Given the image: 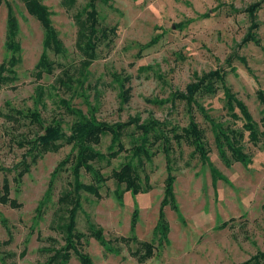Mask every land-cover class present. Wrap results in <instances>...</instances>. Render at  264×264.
Segmentation results:
<instances>
[{"label":"rangeland","instance_id":"1","mask_svg":"<svg viewBox=\"0 0 264 264\" xmlns=\"http://www.w3.org/2000/svg\"><path fill=\"white\" fill-rule=\"evenodd\" d=\"M48 7L53 27L64 43L65 52L48 55L67 67H77L80 54L76 48L77 27L72 13L61 0H40ZM87 0H76V7ZM11 6L18 22L16 39L20 51L14 66L15 77L0 81V185L8 179L10 197L21 203L11 208L0 203V264L3 254L12 264H47L55 250L64 245V233L58 224L62 214L57 209L60 191L69 188L72 175L69 162L59 171L54 169L71 152L63 145L56 152L38 157L19 181L14 180L27 146L25 140L43 132L26 116L37 111L43 125L52 119L61 121L66 132L76 115L69 114L60 98L70 99L74 108L109 123L140 117V122L155 119L165 124L170 140L166 155L161 144L150 150V161H144L141 173H147L151 189L139 194L115 193L116 184L108 179L100 188V197L80 191L81 208L75 228L84 234L81 249L94 264H240L264 252V145H253L244 138V147L251 154L248 166L240 162L226 165L217 152L211 125L203 114L211 116L223 127L241 128L225 107L223 88L214 93H197L188 106L174 99L173 93L187 92L208 72H223L224 84L242 101L253 119L261 125L264 95V0H108L97 4L102 25L115 26L116 33L108 44L98 49V57L89 67L83 93L54 89L57 67L52 75L37 79L34 65L42 51L43 28L25 9L21 0H3L0 6V64L10 56L7 51V13ZM4 74H7L4 72ZM129 77V78H128ZM116 78L129 87L128 100L120 102ZM38 86L45 88L41 100L36 98ZM79 93L81 89H78ZM234 111L240 115L237 108ZM12 115V118L8 116ZM191 116L204 130L209 153L202 163L192 155V147L173 139L172 126L187 125ZM261 128V126H260ZM133 127L123 137L129 148L139 134ZM129 133V134H128ZM246 135V132H245ZM110 135L96 146L107 152ZM130 150L122 151L110 163L95 164L104 175L130 158ZM168 156V157H167ZM169 161V162H168ZM167 164L174 175V196L181 219L175 210L164 207L169 222L168 242L154 236L159 206L164 192ZM214 169L215 172L213 170ZM52 179L50 198L45 194ZM81 180L92 182V176L81 170ZM43 205V206H42ZM40 211L38 212V208ZM136 211V225L131 218ZM65 219V218H64ZM102 228L111 250H106L89 234L88 223ZM134 236L138 241L153 243L152 255L140 263L131 254L139 248L136 241L125 243L121 237ZM68 264H80L71 253Z\"/></svg>","mask_w":264,"mask_h":264},{"label":"trees","instance_id":"2","mask_svg":"<svg viewBox=\"0 0 264 264\" xmlns=\"http://www.w3.org/2000/svg\"><path fill=\"white\" fill-rule=\"evenodd\" d=\"M26 11L37 19L43 28L44 37L42 41V51L39 59L34 65V75L37 79H41L44 75H52L55 69L61 67L60 73L55 77L53 88L60 89L64 92H71V95L84 94L83 83L88 77L89 67L98 57V49L103 43L108 44L113 39L116 33L115 26L102 25L99 21L97 4L108 0H87L83 5L76 7V0H61V3L66 9H74L72 17L77 27L76 33V48L80 54V60L77 67H67L60 62L54 61L48 55L51 51L55 55H62L65 52L63 41L58 35V32L52 25L50 11L48 7L40 0H21ZM3 0H0V6ZM18 34V22L10 5H8L7 13V32L5 46L10 56L0 64V81H11L14 75V66L18 62L16 53L20 51V44L16 39ZM6 72L7 74H4ZM129 78V77H128ZM128 78L126 79L128 81ZM119 88L120 102L124 103L128 100L129 87L125 88V82L116 78ZM218 83H221L223 88L225 107L229 114L235 119L240 118L242 121L241 128H231L215 121L211 116L206 115L204 109L200 106L203 114L206 116L211 125L215 146L221 160L228 166L233 162H240L245 166L251 163V154L245 150L244 138L253 145L261 142L264 145V115L261 117V128L256 122L246 105L237 99L232 92L224 84L223 72L214 70L204 74L197 83L188 85L187 92L173 93L174 99L183 100L188 106L196 102L194 95L197 93H214L219 89ZM81 89L79 93L78 89ZM45 88L38 86L36 89V98L41 100L44 95ZM258 98L263 105L262 112L264 113V95L258 93ZM62 106L72 115H76L69 127V132H66L62 123L58 119H52L48 125H43L42 119L37 111H30L26 116L29 117L30 123H37L43 132L36 135L32 139L25 140L21 143L27 146L21 160L15 165L18 169L14 180L19 181L21 177L27 173L32 163H35L38 157L48 152H56L63 145H71V152L62 159L58 166L54 169L53 175L55 178L59 171L66 163H70L69 168L72 175V180L69 181V188L60 191L57 198V209L62 214L61 222L58 228L64 233V245L55 250L49 257L47 264H68L73 253L80 264H94L91 257L85 253L81 247V240L84 234L78 232L75 228L77 211L81 208L80 191L92 194L99 198L101 186L108 180L112 179L116 184L115 193L117 199H121L124 192L129 191L131 194H139L147 192L151 189L149 176L147 173H141V168L144 161H150L153 151L150 149L156 145L161 139L164 143L162 148L166 155L170 151V140L166 134L165 124L158 120L150 119L140 122V117H129L123 122L109 123L98 119L93 112L86 115L81 109H76L71 105L70 99L60 98ZM237 108L240 115L234 111ZM12 118V115L8 116ZM133 127L138 132L131 146L126 148L123 142V137L127 134V130ZM167 131L172 132V138L175 141H184L192 147V155H198L202 163H206L209 159V148L206 141L204 130L199 126L196 120L191 116L187 125L178 128L172 126ZM246 132V135H245ZM105 135H110V143L107 147V152H102L96 148ZM161 144V142H159ZM130 150L131 155L128 160L122 162L117 168H113L109 175H104L101 169L95 164L105 161L110 163V160L117 157L122 151ZM168 157V156H167ZM169 162V161H168ZM81 170L89 173L92 176V182L85 183L81 180ZM215 172L214 169L211 168ZM167 176L164 180V192L159 206L157 223L154 227V236L160 241L168 242V234L170 231L169 222L164 214V207L169 206L175 210L181 219L180 210L174 196V175L171 174V166L167 164ZM52 179L49 182V187L46 191L45 202L50 198L52 188ZM11 186L8 179L4 178L0 185V203L8 205L11 208H19L21 203L15 198L10 197ZM43 206V205H42ZM40 207L38 208V212ZM136 211L131 218V230L136 225ZM65 218V219H64ZM182 220V219H181ZM89 234L94 237L103 247L110 251L111 247L109 239H105L102 228L95 225L93 222L88 223ZM121 241L131 243L136 241L139 248L131 251V254L142 263L152 255L153 243L150 241H138L134 236L121 237ZM12 254H3L1 259L5 264H12L6 259ZM240 264H264V252L257 253Z\"/></svg>","mask_w":264,"mask_h":264}]
</instances>
